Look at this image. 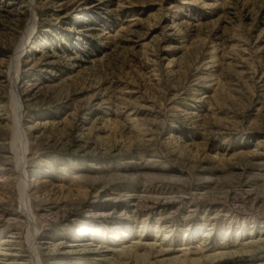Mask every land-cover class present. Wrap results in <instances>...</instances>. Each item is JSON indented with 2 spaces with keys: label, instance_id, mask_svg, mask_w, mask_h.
Instances as JSON below:
<instances>
[{
  "label": "rangeland",
  "instance_id": "1",
  "mask_svg": "<svg viewBox=\"0 0 264 264\" xmlns=\"http://www.w3.org/2000/svg\"><path fill=\"white\" fill-rule=\"evenodd\" d=\"M36 253L264 264V0H0V264Z\"/></svg>",
  "mask_w": 264,
  "mask_h": 264
},
{
  "label": "bare ground",
  "instance_id": "2",
  "mask_svg": "<svg viewBox=\"0 0 264 264\" xmlns=\"http://www.w3.org/2000/svg\"><path fill=\"white\" fill-rule=\"evenodd\" d=\"M36 20V19H35ZM35 26H36V24H35V21L34 22H32V24H31V26H30V30L31 31H33L34 30V28H35ZM30 35V34H29ZM21 54L19 53V54H17V56L14 58V60H13V67H12V71H13V74H14V82H13V87L15 88L16 87V84H17V78L15 77V75H17V76H19V72H20V68H21ZM17 89V88H16ZM13 95H14V99H15V102H16V109H15V111H16V121H15V134H14V136H15V139L16 140H21V143H22V150L24 149H26L27 148V136L25 137V132L22 130V127H21V124H20V108H21V103H20V101H19V98H18V95H17V92H16V90H14V93H13ZM19 142V141H18ZM24 150H23V152H24ZM19 153V152H18ZM20 155V154H19ZM26 155V151H25V153H24V156ZM24 156L23 157H21V160L24 158ZM23 163V162H22ZM23 181V180H22ZM25 181V180H24ZM26 186V185H25ZM24 190V192H25V198H24V207H25V209H24V214L26 215V217H27V219L29 220V222L31 223V225L34 227V216H33V213L32 212H30V207H29V201H28V197H27V192H29L28 191V187L26 186V188H24L23 189ZM23 200V199H22ZM34 233V232H33ZM31 244H32V250H33V252L35 253V248H34V240H35V237L34 236H32L31 237ZM33 242V243H32ZM30 245V244H29ZM33 253V254H34ZM35 262H36V264H39L38 262H37V260H38V254L36 253L35 254Z\"/></svg>",
  "mask_w": 264,
  "mask_h": 264
}]
</instances>
